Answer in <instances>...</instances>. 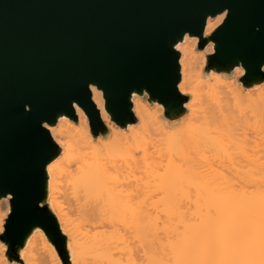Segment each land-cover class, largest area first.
I'll list each match as a JSON object with an SVG mask.
<instances>
[{"label": "bare ground", "instance_id": "bare-ground-1", "mask_svg": "<svg viewBox=\"0 0 264 264\" xmlns=\"http://www.w3.org/2000/svg\"><path fill=\"white\" fill-rule=\"evenodd\" d=\"M224 19L209 18L205 36ZM198 43L186 35L177 46L179 90L190 96L178 131L163 122L162 105L137 94L138 124L128 132L115 127L96 87L93 101L109 138L92 135L77 105L76 122L63 116L47 127L61 150L47 168L48 202L71 264H264V83L244 92L236 84L241 66L233 80L207 76L214 44L197 51ZM64 188L74 198L72 212L59 202ZM2 213L9 215L10 197L0 200V231ZM41 247L52 251L50 263L63 264L41 229L27 240L22 261L45 264Z\"/></svg>", "mask_w": 264, "mask_h": 264}, {"label": "water", "instance_id": "water-1", "mask_svg": "<svg viewBox=\"0 0 264 264\" xmlns=\"http://www.w3.org/2000/svg\"><path fill=\"white\" fill-rule=\"evenodd\" d=\"M223 23L205 36L209 18ZM186 35L198 50L214 44L206 71L242 84L264 83V0H0V200L10 213L0 241L11 262L41 229L63 264H71L68 238L48 202V166L61 150L47 127L61 117L87 115L91 133L108 128L93 101L121 129L136 125L133 95L164 107L169 125L188 115L190 96L179 90Z\"/></svg>", "mask_w": 264, "mask_h": 264}, {"label": "rangeland", "instance_id": "rangeland-1", "mask_svg": "<svg viewBox=\"0 0 264 264\" xmlns=\"http://www.w3.org/2000/svg\"><path fill=\"white\" fill-rule=\"evenodd\" d=\"M197 51H199L198 50V46H197ZM204 51V50H203ZM205 71H206V66L204 67V69H203V73L205 74ZM210 74V73H209ZM236 74H234L233 73V75L231 76V77H227V78H229V80H233V79H235L236 78V76H235ZM207 76H209V75H207ZM242 79H243V76H241V77H237V86H240V88L244 91V92H251L250 94H254V91H255V93L258 91V87H256V88H246V87H244L243 86V84H242ZM146 99V100H145ZM143 100L146 102V104H148V105H150L149 104V102H148V96L146 95L145 97H143ZM163 122L170 128V130H172V131H178L179 130V127L181 128V126H183L182 124V122H183V120L184 119H186V117L180 122V123H178V124H176V125H169V124H167L166 123V120H165V118H164V113H163ZM113 123V122H112ZM114 124V123H113ZM137 124H138V122H137ZM181 125V126H180ZM114 126L115 127H117V128H119L118 126H116L115 124H114ZM109 130V129H108ZM126 130V132H128L127 131V129H125ZM111 136V131L109 130V132H108V135L106 136V137H104V138H109ZM163 138V137H162ZM161 138V139H162ZM65 189V188H64ZM59 190V193H60V195H59V193L57 194V196H59L58 198H60V200H59V202H62V204L64 205V204H66L65 206H66V208H72V209H75L76 210V204H74L75 202H74V200H72V199H74V198H71L72 196L70 195H67L68 193H64V192H66V189L63 191L62 189L60 190V189H58ZM58 190L56 191V193L58 192ZM63 191V193H61V192ZM70 194V193H69ZM63 195V196H62ZM66 195V196H65ZM57 196H56V194H55V197L57 198ZM70 197V198H69ZM57 198V199H58ZM67 198V200H65ZM72 200L74 203V205L73 204H71L72 203V201H70L69 202V200ZM64 201V202H63ZM66 202V203H65ZM71 204V205H70ZM70 205V206H69ZM72 205H73V207H72ZM71 212H72V210L71 209H69ZM68 210V211H69ZM75 210H73V211H75ZM2 215L4 216L5 215V217H2L1 218V221H2V228H1V231H0V234H2L3 233V230H4V226H5V221H6V219H7V217H8V215H6L5 213H2ZM3 219V220H2ZM45 247V246H44ZM6 247L4 246V244L0 241V253H2V254H0V262L2 263V264H25V262L24 261H22V259H21V262H19V263H14V262H11V260L9 259V257H8V254H7V248L5 249ZM42 249H43V247H41ZM41 249V250H42ZM50 248H47L46 247V249L44 248L43 250H42V252H46V250H47V252L44 254V253H42L41 251V253H40V255H41V257H42V259L44 260V263L45 264H53V263H50V261L52 262H54L55 260H53V259H51L52 257H53V255L51 256L50 254H51V252L50 253H48L50 250H49ZM43 254V255H42ZM46 254H47V256H46ZM58 254V253H57ZM46 256V257H45ZM50 256V257H49ZM59 257V256H58ZM51 259V260H50ZM2 260L4 261V262H2ZM50 260V261H49ZM46 261V262H45ZM49 261V262H48ZM48 262V263H47ZM0 263V264H1ZM55 264H56V262H55Z\"/></svg>", "mask_w": 264, "mask_h": 264}]
</instances>
